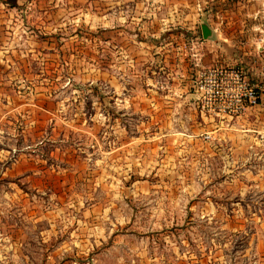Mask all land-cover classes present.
<instances>
[{
	"label": "rangeland",
	"instance_id": "1",
	"mask_svg": "<svg viewBox=\"0 0 264 264\" xmlns=\"http://www.w3.org/2000/svg\"><path fill=\"white\" fill-rule=\"evenodd\" d=\"M3 1L0 264H264V142L203 106L189 0Z\"/></svg>",
	"mask_w": 264,
	"mask_h": 264
},
{
	"label": "crops",
	"instance_id": "2",
	"mask_svg": "<svg viewBox=\"0 0 264 264\" xmlns=\"http://www.w3.org/2000/svg\"><path fill=\"white\" fill-rule=\"evenodd\" d=\"M182 6L196 11L198 17L203 15L204 20L199 18L198 22L200 32L202 25L208 29V36L204 38L201 32L197 42L200 52L191 49L197 64H242L255 76L258 55L264 52V0H189L186 5L178 4V11L183 12ZM2 8L8 10L11 5L0 0V13ZM191 27L192 24L186 29ZM252 109L251 121L257 125L255 136L264 142V99Z\"/></svg>",
	"mask_w": 264,
	"mask_h": 264
},
{
	"label": "built area",
	"instance_id": "3",
	"mask_svg": "<svg viewBox=\"0 0 264 264\" xmlns=\"http://www.w3.org/2000/svg\"><path fill=\"white\" fill-rule=\"evenodd\" d=\"M251 76L242 64H212L196 75L203 106L211 113L237 116L264 99V52ZM253 77V78H252Z\"/></svg>",
	"mask_w": 264,
	"mask_h": 264
},
{
	"label": "water",
	"instance_id": "4",
	"mask_svg": "<svg viewBox=\"0 0 264 264\" xmlns=\"http://www.w3.org/2000/svg\"><path fill=\"white\" fill-rule=\"evenodd\" d=\"M201 32H202L203 37L206 38V37L208 36V29H207V26L202 25V26H201Z\"/></svg>",
	"mask_w": 264,
	"mask_h": 264
}]
</instances>
